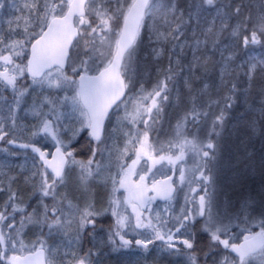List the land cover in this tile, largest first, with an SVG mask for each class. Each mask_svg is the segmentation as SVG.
<instances>
[{
  "label": "snow or ice",
  "instance_id": "1",
  "mask_svg": "<svg viewBox=\"0 0 264 264\" xmlns=\"http://www.w3.org/2000/svg\"><path fill=\"white\" fill-rule=\"evenodd\" d=\"M0 264H264V0H0Z\"/></svg>",
  "mask_w": 264,
  "mask_h": 264
}]
</instances>
